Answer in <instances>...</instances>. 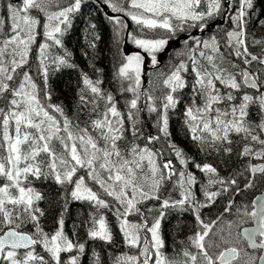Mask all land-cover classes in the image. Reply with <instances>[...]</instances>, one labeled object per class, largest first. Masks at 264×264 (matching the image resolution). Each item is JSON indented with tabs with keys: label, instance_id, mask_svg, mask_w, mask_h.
I'll use <instances>...</instances> for the list:
<instances>
[{
	"label": "snow or ice",
	"instance_id": "snow-or-ice-1",
	"mask_svg": "<svg viewBox=\"0 0 264 264\" xmlns=\"http://www.w3.org/2000/svg\"><path fill=\"white\" fill-rule=\"evenodd\" d=\"M82 2L19 0L14 4L7 0L0 6V152L3 153L0 264H81L85 255V243L79 241L78 234L73 232L69 237L64 231L63 212L53 232L44 230L40 223L44 212L36 203L44 197L32 187L30 177L52 178L60 185L65 211L69 197L92 206L93 212L84 222L90 240L114 243L113 228L104 212L113 213L124 247L136 251L115 254L111 264H264V162L252 163L253 159L264 161V81L248 68L232 73L217 63L228 56L220 50L223 44L243 64L255 61L264 65V55L249 52L246 43L248 12L253 8V0H238L234 14L229 17L233 27L226 30L222 40L213 35L205 40L188 37L183 42L187 51L181 53L180 62L160 73L163 88L159 96L155 95V89L142 90L143 56L136 53L118 59L115 78L120 91L132 94L127 101L128 129L124 126L125 114L118 110L113 95L101 88L102 80H93L81 72L83 87L78 92V105L81 110L91 105L89 116L96 115L91 119L95 136L87 126L81 128L74 123L60 105L51 104L47 90L50 66L77 67L67 50L51 54L50 49L63 47L62 37ZM104 3L113 13L108 19L113 24L118 54H122L119 44L127 27L124 18L128 17L137 25L135 33L127 34L128 38L151 57L153 65L158 63L156 54L178 33L203 29L208 18L224 15L233 7L229 3L226 8L223 0H104ZM260 24L264 25V20ZM40 27L44 41L38 45L37 72L42 76L43 87L24 70L30 66L29 56L41 34ZM90 27L93 30L90 47L95 48L100 37L94 32L95 25ZM252 44L261 45L264 40L252 39ZM189 68L194 74L192 89L201 99L200 104L194 102L185 110V124L193 142L207 155L213 152L231 155L232 136L244 141L238 155L248 158L247 163L240 166L242 171L234 170L229 177L220 176L211 163H195L170 140L168 111L176 107L175 94L186 87L182 73ZM95 71L101 73L102 69ZM217 82L226 91L221 92ZM242 88L254 91L234 94L233 90L240 92ZM142 97L144 107L156 113L158 135L146 136L147 143L141 148L134 141L138 134L142 135L136 127L138 114L143 110L139 106ZM101 101L103 112L99 111ZM221 104L223 108L217 107ZM252 106L257 108L259 123L249 119ZM126 131L132 132L133 143L124 151L118 141L125 139ZM54 140L59 142L60 151L53 146ZM161 140L179 168L161 149L149 147ZM41 154L46 158L40 159ZM190 162L207 178V183L200 185L204 201L195 197L193 189L198 180L188 170ZM81 170L83 175L79 174ZM240 177L245 181L243 188L238 183ZM173 180L172 187L179 191V199H162L161 188ZM248 191L258 194L249 200L244 196ZM224 194H229V198L223 212L215 218L202 217L200 210L214 205ZM237 195L243 197L239 203L235 200ZM150 200L160 201L161 209L178 207L193 211L194 233L188 237L187 246L177 253L182 259L170 258L163 251L165 241L160 227L164 212L150 218L152 209L144 208V202ZM29 224L31 231L26 227ZM37 246L41 252H37ZM91 264H105L100 251L93 249Z\"/></svg>",
	"mask_w": 264,
	"mask_h": 264
},
{
	"label": "trees",
	"instance_id": "trees-1",
	"mask_svg": "<svg viewBox=\"0 0 264 264\" xmlns=\"http://www.w3.org/2000/svg\"><path fill=\"white\" fill-rule=\"evenodd\" d=\"M12 3H19V0H11ZM225 7L227 4H232V8L227 10L224 15H217L207 19L206 27L191 28L187 32H180L175 37L172 38L170 43L165 49L166 55L161 58L159 54L157 55L158 63L155 66L149 67L148 69L144 66L141 68V85L142 90L148 89L149 91L155 89V95L159 96L160 89L163 88L162 77L160 73H166L171 66L178 64L181 59V53L186 52L187 48L184 46V41L188 37L199 38L201 40L209 39L213 35H216L218 40H222L225 35L226 30H231L233 27L231 17L235 10L238 0H223ZM7 3V0H0V6ZM6 15V13H3ZM113 15L111 9L104 3V0H83L80 10L75 13L71 18V24L67 31L62 37L61 46H56L50 49L51 54H63L64 50L71 53V62L77 67H67L61 66L59 69L50 66L49 76L47 81V90L51 94V104L60 105L65 114L73 120L74 123H79L80 127H88L89 132L95 136L96 133L92 132L91 129V119H95L96 115L93 113L91 117L89 116V111L91 105L83 108L78 105V92L83 87L81 82V72L87 73L93 80L99 78L102 80L101 88L105 93H111L116 102V106L121 113L125 114V128H129V121L127 120L126 113L128 111L127 101L132 98L131 93H125L120 91V85L115 78V72L117 68V61L123 59V55H130L134 48H138L132 41L128 38V33H135L137 25L130 18L125 17L126 28L123 29L122 35L123 39L120 41L119 48L122 54H118L117 44L114 42L113 34V24L108 19V16ZM264 20V0H253V8L248 12V23H247V34L248 38L246 43L248 45L249 52L261 56L264 55L262 48L264 44L253 45L252 39L264 40V25L260 24V21ZM95 25L94 32L99 35L100 39L96 41V47L91 48L90 43L92 40L93 30L91 25ZM7 31V26L5 27ZM38 32L41 34L37 36V42L32 46V52L29 56L30 66L26 67L24 70L29 71L30 75L33 76L35 82L43 87V79L39 72H37V64L39 63V43L44 41L42 35V27L38 28ZM191 44V41H189ZM221 52L228 53L227 58L223 60H217V63L228 72L238 73L241 68H248L250 72L258 76L261 81H264V65H259L257 62H252L251 65L243 64L242 60L234 56L227 48L221 44ZM204 62L203 60L201 61ZM150 63H152L150 59ZM153 64V63H152ZM238 65V67H233V65ZM102 69L101 73H97L95 69ZM147 69V70H146ZM186 81V87L179 90L176 93L177 104L176 107L168 111V131L170 132V140L183 149L187 157H191L195 163L208 162L213 164L218 168L219 174L222 177H229L234 170L242 171L241 165L247 163L248 158H241L238 154L243 147L244 141L233 135L232 148L233 152L231 155H225L220 153H212L207 155L206 152L201 151L197 144L193 142L190 135L187 132L185 124V110L187 107L195 104H200L201 99L196 95L192 89V84L194 81V74L189 71L182 73ZM239 79V77H238ZM217 88H220L221 92L226 91L223 85L216 83ZM237 96L243 94V91H249L250 93L254 90L242 88L240 92H235ZM103 101L99 102V111L103 112ZM145 105V100L142 97L139 102V106L143 109L139 112V122L136 125L142 135L137 136L134 143L139 145L141 148L147 143L145 139L148 135H158L157 130V118L156 113H151L147 110ZM2 106V105H0ZM217 107L223 108L224 105H217ZM58 115V114H57ZM249 119L259 123V116L257 114V108L255 106L249 109ZM264 138V137H262ZM102 143V142H101ZM133 135L131 131L125 132V139L118 141L119 146L122 150L127 151L132 147ZM53 146L57 151H60V144L58 141H53ZM153 149H161L164 154L167 153V145L161 140L160 142H154L150 144ZM256 147H259L258 145ZM0 155H3L0 152ZM45 155L41 154L40 159H45ZM173 163L177 168L180 167L175 158ZM264 161H258L253 159L252 163H261ZM146 163V161H145ZM188 170L193 172L197 177L198 183L194 186L195 197L199 201H204V195L201 191L200 185L207 183V178L205 175L194 167L193 163L188 164ZM80 175L84 172L81 170ZM32 180V187L39 191L44 197L42 200L36 202L38 207L43 210L44 216L40 218V223L46 232H53L57 225L56 220L60 213H64V231L69 237H72L73 232L78 234V239L80 242L85 243V255L81 257V264H91L92 251L93 249L100 251L105 264H111V259L115 254L130 251L135 252V249L129 250L124 247L122 242V236L119 229L116 227L118 221L111 211L105 210L104 214L107 217L108 222L113 228L114 243L112 245H107L99 240H90L87 237V227L85 221H88L89 214L93 212L92 206L86 201H75L70 197L68 198L66 211L65 202L61 196L63 189L60 185H57L52 178L35 179L30 177ZM0 183H3V178H0ZM173 181L165 182L163 188L166 186L167 189L172 187ZM240 187L244 186V178L240 177L238 179ZM98 187V186H97ZM165 188V189H166ZM173 189V187H172ZM214 190V189H213ZM257 193L248 191L244 193V196L249 200L252 196ZM162 199L171 197L172 199H179V191L172 190L170 194L166 191L161 190ZM229 194L221 195L217 198L216 203L210 207L202 208V217H212L219 212H223L224 206L227 203ZM111 200V198H108ZM242 196H235L236 202H241ZM153 200L145 201L144 204H150ZM154 214L159 215L160 211L164 212L161 218L160 233L165 241V247L163 251L170 258L182 259L178 257L177 253L187 246L188 237L193 235L196 225L195 215L192 210L188 208H178L169 207L165 209L160 208V203L157 202ZM130 219H135L130 217ZM29 231L32 230V225L26 226ZM37 252H41L40 246H37ZM194 251V249H193ZM63 259H67L66 254H62Z\"/></svg>",
	"mask_w": 264,
	"mask_h": 264
},
{
	"label": "rangeland",
	"instance_id": "rangeland-1",
	"mask_svg": "<svg viewBox=\"0 0 264 264\" xmlns=\"http://www.w3.org/2000/svg\"><path fill=\"white\" fill-rule=\"evenodd\" d=\"M134 51L130 54V55H135L136 53H139L141 56H143V62H142V65H141V68L144 66L145 68H149V67H152V66H155V65H153L152 63H150V59H151V57L147 54V53H145L142 49H139V48H134L133 49ZM168 49H164L162 52H159V53H157V54H159V56L161 57V58H163L165 55H166V51H167ZM146 69V70H147ZM142 71V70H141ZM150 148H151V146H149ZM166 151H167V153L165 154V156H167V157H169L170 158V156H171V152L170 151H168V149H166ZM166 188V186L163 188H161V190H163V191H166L167 192V194H170L171 192H172V187L171 188H169V189H165ZM157 202H160V201H156V200H153V202H151L150 204H144V208L145 209H147V208H151L152 209V212H150L148 215H149V217L151 218V217H155V216H159V215H155L154 214V211H155V207H156V204H158ZM149 236H150V234H149Z\"/></svg>",
	"mask_w": 264,
	"mask_h": 264
},
{
	"label": "bare ground",
	"instance_id": "bare-ground-1",
	"mask_svg": "<svg viewBox=\"0 0 264 264\" xmlns=\"http://www.w3.org/2000/svg\"><path fill=\"white\" fill-rule=\"evenodd\" d=\"M258 194V193H257Z\"/></svg>",
	"mask_w": 264,
	"mask_h": 264
}]
</instances>
